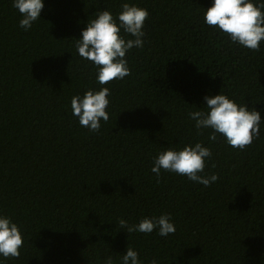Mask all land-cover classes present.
<instances>
[{
    "label": "trees",
    "instance_id": "obj_1",
    "mask_svg": "<svg viewBox=\"0 0 264 264\" xmlns=\"http://www.w3.org/2000/svg\"><path fill=\"white\" fill-rule=\"evenodd\" d=\"M123 2L46 0L25 32L0 0V212L25 235L6 264H103L128 246L144 264H264V126L241 151L188 116L220 92L264 115V45L244 49L206 25L212 0H130L150 13L146 44L127 54L131 74L105 85L110 119L90 132L71 99L101 86L76 38ZM197 142L212 151L204 174L216 183L151 172L159 152ZM165 213L177 227L166 238L119 227Z\"/></svg>",
    "mask_w": 264,
    "mask_h": 264
},
{
    "label": "clouds",
    "instance_id": "obj_2",
    "mask_svg": "<svg viewBox=\"0 0 264 264\" xmlns=\"http://www.w3.org/2000/svg\"><path fill=\"white\" fill-rule=\"evenodd\" d=\"M46 0H12V7L20 14L19 27L25 32L41 18ZM148 9L125 0L120 11L113 14L104 9L87 22L80 37L76 38V52L96 69L99 90L90 89L83 95L71 99L72 115L83 128L99 132L102 121L110 119L111 89L106 87L113 80L122 81L131 74L127 54L134 48L143 49L146 44L145 23ZM203 21L209 27L226 34L233 45L255 52L264 45V0H212V6L203 13ZM200 110L188 113L199 131L211 130L209 140L216 141L218 135L226 143L243 151L255 140L260 139L264 126V115L255 107L240 104L226 94L206 95ZM212 157L210 147L197 142L182 149L168 148L153 160L151 172L156 178L162 170L186 176L190 181L209 187L219 180L217 174H204ZM119 227L128 235L132 233L152 234L169 237L177 231L171 214L158 217H143L138 223H129L121 218ZM25 244L22 227L10 216L0 212V264L8 259H18ZM103 264H144L139 252L128 246L124 253L114 257L106 253ZM151 264H158L156 259Z\"/></svg>",
    "mask_w": 264,
    "mask_h": 264
}]
</instances>
